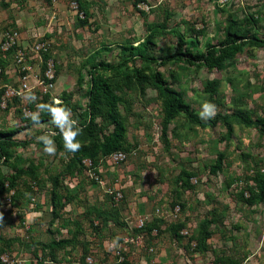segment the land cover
Here are the masks:
<instances>
[{"label": "rangeland", "instance_id": "rangeland-1", "mask_svg": "<svg viewBox=\"0 0 264 264\" xmlns=\"http://www.w3.org/2000/svg\"><path fill=\"white\" fill-rule=\"evenodd\" d=\"M74 1L0 0L6 63L0 68V132H17L13 139L25 142L7 148V161L0 154L7 179L23 172L0 197V264H264V197L253 206L241 198L256 190L255 175L264 174V136L232 117L237 110L264 117V48L243 40L242 52L220 69L189 66L185 56L153 64L198 120L227 116L226 124L199 126L180 115L165 132L162 100L151 84L138 83L134 71L143 63L128 53L151 34L148 53L159 64L178 52V34L186 42L181 54L204 52L240 25L264 40V0H145L137 6L134 0H85L90 15L83 24ZM35 43L47 48L42 61L31 50ZM49 62L52 88L43 93L38 80ZM101 62L116 67L94 74L110 80L119 97L127 145L117 151L125 156L119 165H92L99 184L87 171L65 173L71 156L58 134L79 128L76 141L90 147L112 132L103 106L93 112L91 136L83 130L91 117V66ZM211 80L219 81L216 105L206 93ZM206 102L215 115L202 119ZM50 104L56 107L49 114ZM57 111H65L66 121L57 120ZM45 114L49 121L29 125L32 115ZM40 137L53 141L54 154L44 151ZM52 192L63 194L64 208L53 210ZM205 232L210 237L203 241ZM58 240L71 243L44 247Z\"/></svg>", "mask_w": 264, "mask_h": 264}, {"label": "trees", "instance_id": "trees-1", "mask_svg": "<svg viewBox=\"0 0 264 264\" xmlns=\"http://www.w3.org/2000/svg\"><path fill=\"white\" fill-rule=\"evenodd\" d=\"M76 7L78 12L84 17V20H80V23L83 24L85 19L89 17L90 13L88 12L87 2L85 0H75ZM145 0H134V6H137L140 3H144ZM169 14L167 17L169 18ZM252 19V18H251ZM253 22L255 20H252ZM151 34L147 37V40L143 42L139 46H131L128 48V53L131 55V58H138L143 63V68L139 70H135V77L140 85L142 84H151L153 88H155L159 94V97L162 100V132H165L168 125L178 116L183 115L188 122L196 123L199 126H215L217 123H225L227 120V116H222L217 114L213 119H208L205 121L198 120L191 111L190 106L185 103L184 96L181 92L172 89L168 86L167 82L164 80V77L161 72L156 69H151L153 64L155 65H164L165 63L172 60H182L181 56L187 57L184 62L189 66L197 65L198 67L205 68H217L220 69L224 66V64L238 54L242 52L243 48V40H248L254 47L264 48V40H260L255 35L250 34V30L245 28L243 25L237 27H230L225 31L224 39L219 42L218 46L206 44L204 52H193V50H186L184 54H181L182 47L186 44L183 36L178 34V52L166 56L165 58L160 59V63L157 64V59L151 56L148 53V46L151 43ZM190 47H197V42L195 40H190ZM43 57L46 55L43 54ZM126 62H123V65ZM6 63L0 58V68L4 70ZM92 71L90 72V87L88 90L89 102L87 104V108L89 110L90 121L83 128V130L91 136L93 133V112L97 111L100 106H103L106 109L107 120L113 126L112 132L105 136L103 140L92 144L90 147L82 146L76 152L67 151L70 156V162L66 167L65 173L75 172L76 169L79 171H87L86 166L83 164L84 160H90L93 166L99 165V163L103 160L104 157L117 152V151H125L126 150V128L120 119L117 116V104L119 102V97L115 94L112 86V82L106 78H103L99 75H95L99 70L102 71H110L116 69V67L112 68L107 64L95 63L92 64ZM144 71H148L149 74H145ZM3 73V71H2ZM218 80H211L207 82L206 85V93L209 95L210 103L217 104V89H218ZM4 90L0 91V98L2 96ZM47 96V95H46ZM45 96V97H46ZM216 97V98H215ZM214 98V99H213ZM42 103V102H41ZM44 104V102L42 103ZM56 105L50 104L47 107L48 113L50 114L55 110ZM62 107V106H61ZM49 114H45L44 116L37 117L34 121L32 118H29L30 124H37L40 121H49L51 118ZM232 117L238 123L243 126L250 128H256L261 135L264 136V117L257 118L252 115V112L249 110H237ZM70 128H75L70 125ZM229 131L231 130V126L228 125ZM65 131V130H64ZM58 134L59 139L63 138L62 133ZM17 132H0V154L4 158V161H7L11 156L8 152V147L23 145L25 142L16 141L13 139V135ZM99 161V162H98ZM220 162H216V167L219 168ZM23 173L22 171H18L15 175H11L9 179H7L0 168V197L5 193L8 188H5L6 183L9 182V188L13 189L15 187V181L17 176ZM76 173V172H75ZM74 173V174H75ZM183 178L188 179L190 175L184 173ZM256 185V190L248 189L249 196L244 198L241 196L243 202L248 206H253L262 201L264 197V174H256L253 179ZM187 182V180H186ZM51 198V203L53 204L52 208H57L58 210L64 208V204H62V200L64 199L63 194L53 193ZM112 198V197H111ZM117 205V204H116ZM101 214V213H100ZM106 211L102 212L101 216L105 217ZM64 227L66 224H64ZM210 237V234L205 232L203 241ZM71 242L69 240H58L52 241L49 244H46L44 247L52 250L61 249ZM219 264H239L232 259H227L225 261L221 260Z\"/></svg>", "mask_w": 264, "mask_h": 264}, {"label": "built area", "instance_id": "built-area-1", "mask_svg": "<svg viewBox=\"0 0 264 264\" xmlns=\"http://www.w3.org/2000/svg\"><path fill=\"white\" fill-rule=\"evenodd\" d=\"M15 35H16V33L12 34L11 36L8 35V37L10 40H12ZM31 50L36 55V58L38 60L42 61L43 53H45L47 51V48L45 47V44H43V43H35V44H33ZM22 57H23V54H21L20 57L18 58V63H22V60H23ZM52 68H53V64L51 62H49L47 64V68L45 69L44 77L42 79L39 78V80H38V84H39L38 86H40L39 90H42L43 93L44 92L47 93L49 91V89L52 88V79H53ZM24 69H26V68H24ZM34 79L37 80V77ZM22 86H24L26 88L25 84H23ZM15 94L19 95V92H15ZM124 159H125V156L121 152H114V153L103 158V160L107 161L105 163H107L109 166L111 165L112 167L119 165L122 161H124ZM102 161L100 163H103ZM83 164L87 167L88 176L91 179L95 180V182L102 184L99 176L93 172L91 161L90 160H84ZM120 198H121V194L119 192H117L116 196L114 197L115 201L118 202Z\"/></svg>", "mask_w": 264, "mask_h": 264}, {"label": "clouds", "instance_id": "clouds-1", "mask_svg": "<svg viewBox=\"0 0 264 264\" xmlns=\"http://www.w3.org/2000/svg\"><path fill=\"white\" fill-rule=\"evenodd\" d=\"M29 99H35L34 95H29ZM57 103H60L59 101H57ZM61 110H65L68 111L65 108L62 107H58ZM65 111H57L56 112V118L58 121H66L67 116L65 115ZM69 112V111H68ZM215 115V108L214 105L210 104V103H205L202 106V111L200 112V117L202 119H208V118H212ZM32 119L35 121L36 120V116L32 115ZM80 129L78 128L76 131H71L70 129H66L62 135H63V140H64V147L67 151L69 152H76L80 149L81 144L76 141V136L80 134ZM40 139H43V142L45 144V149L44 151L48 154H54L55 149L53 147V141L49 138H42L40 137ZM0 216H2V214H0ZM112 246H116V241H113V245Z\"/></svg>", "mask_w": 264, "mask_h": 264}]
</instances>
